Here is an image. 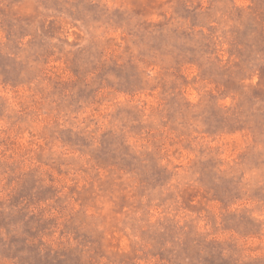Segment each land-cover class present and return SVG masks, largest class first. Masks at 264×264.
I'll use <instances>...</instances> for the list:
<instances>
[{"label": "rangeland", "instance_id": "374dc122", "mask_svg": "<svg viewBox=\"0 0 264 264\" xmlns=\"http://www.w3.org/2000/svg\"><path fill=\"white\" fill-rule=\"evenodd\" d=\"M0 264H264V0H0Z\"/></svg>", "mask_w": 264, "mask_h": 264}]
</instances>
